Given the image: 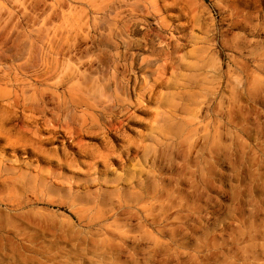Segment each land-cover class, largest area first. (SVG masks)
Instances as JSON below:
<instances>
[{"label":"clouds","instance_id":"1","mask_svg":"<svg viewBox=\"0 0 264 264\" xmlns=\"http://www.w3.org/2000/svg\"><path fill=\"white\" fill-rule=\"evenodd\" d=\"M0 264H264V0H0Z\"/></svg>","mask_w":264,"mask_h":264}]
</instances>
